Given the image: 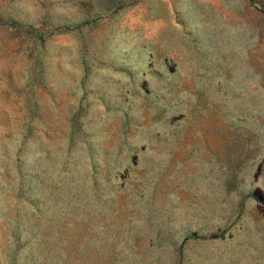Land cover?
<instances>
[{"label": "rangeland", "instance_id": "1", "mask_svg": "<svg viewBox=\"0 0 264 264\" xmlns=\"http://www.w3.org/2000/svg\"><path fill=\"white\" fill-rule=\"evenodd\" d=\"M264 0H0V264H264Z\"/></svg>", "mask_w": 264, "mask_h": 264}, {"label": "trees", "instance_id": "2", "mask_svg": "<svg viewBox=\"0 0 264 264\" xmlns=\"http://www.w3.org/2000/svg\"><path fill=\"white\" fill-rule=\"evenodd\" d=\"M262 10H264V8H261Z\"/></svg>", "mask_w": 264, "mask_h": 264}]
</instances>
